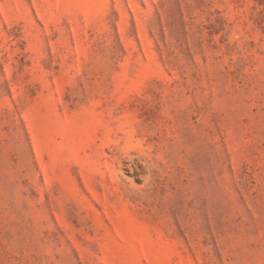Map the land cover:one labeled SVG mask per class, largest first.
<instances>
[{"label":"rangeland","instance_id":"1","mask_svg":"<svg viewBox=\"0 0 264 264\" xmlns=\"http://www.w3.org/2000/svg\"><path fill=\"white\" fill-rule=\"evenodd\" d=\"M0 264H264V0H0Z\"/></svg>","mask_w":264,"mask_h":264}]
</instances>
